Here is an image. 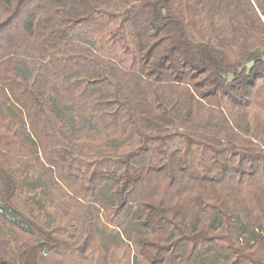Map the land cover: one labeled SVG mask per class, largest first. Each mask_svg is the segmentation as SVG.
<instances>
[{"label":"trees","instance_id":"1","mask_svg":"<svg viewBox=\"0 0 264 264\" xmlns=\"http://www.w3.org/2000/svg\"><path fill=\"white\" fill-rule=\"evenodd\" d=\"M0 264H264V0H0Z\"/></svg>","mask_w":264,"mask_h":264},{"label":"rangeland","instance_id":"2","mask_svg":"<svg viewBox=\"0 0 264 264\" xmlns=\"http://www.w3.org/2000/svg\"><path fill=\"white\" fill-rule=\"evenodd\" d=\"M23 228H26L24 225H21Z\"/></svg>","mask_w":264,"mask_h":264}]
</instances>
